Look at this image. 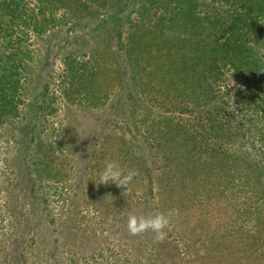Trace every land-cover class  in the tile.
I'll return each mask as SVG.
<instances>
[{
	"label": "trees",
	"instance_id": "16d2710c",
	"mask_svg": "<svg viewBox=\"0 0 264 264\" xmlns=\"http://www.w3.org/2000/svg\"><path fill=\"white\" fill-rule=\"evenodd\" d=\"M60 1L0 0V125L19 118L25 83L40 80L33 66L46 60L34 57L29 32L40 37L58 24L52 8ZM127 1L118 0L107 22L118 43L119 27L127 25V42L121 44L126 85L136 87L158 112L145 111L139 142L103 134L92 147L86 204L110 209L107 218L122 214L133 205L138 185L150 197L156 194L157 201L148 203L151 212L179 209L165 229L166 239L144 245L149 250L144 259L178 264L182 252L192 264H264V0H140L136 20L127 15L122 22L116 15ZM76 57L69 53L62 60L61 90L72 100L67 90L78 88L73 96L90 104L98 68ZM87 64L91 68L83 76ZM81 90L86 96L78 94ZM47 91L43 84L42 98ZM48 107L40 101L35 115L22 116L26 124L18 133L29 144L20 152L21 186L8 176L0 182V264H132L106 228L91 227L92 236L84 237L91 246L81 250L67 244L62 251L57 245L35 251L36 232L27 239L18 233L20 200L42 207L47 226L77 220L72 203L58 215L49 208L46 187L59 195L57 185L48 182L62 168L54 165L53 142L36 133L45 111L54 110ZM108 160L139 171L127 191L96 182ZM99 235L103 239L93 245Z\"/></svg>",
	"mask_w": 264,
	"mask_h": 264
},
{
	"label": "rangeland",
	"instance_id": "374dc122",
	"mask_svg": "<svg viewBox=\"0 0 264 264\" xmlns=\"http://www.w3.org/2000/svg\"><path fill=\"white\" fill-rule=\"evenodd\" d=\"M117 3L118 0H61L59 6L52 8V14L55 15L56 21H59L58 24L55 23L54 26L49 27L40 37L31 35L32 33L29 32V42L34 51V57L36 60H46V65L33 66L34 76L39 74L40 80L33 78L25 83L23 90L25 103L20 107L19 118H11L12 121L9 119L0 125V182L8 176L13 183L21 184L23 176L20 177V175L23 171L20 173L19 169L20 152H24L29 143L25 136L19 135L18 129L23 123V125L26 124L22 116L35 115L36 111L38 112L37 105L42 101L43 106H50L46 110L50 108L54 110L43 113L44 119L42 117L39 119L36 133H39L41 138L53 142V151L55 157L57 156L54 165L61 164L62 168V171L52 172L56 179L48 182L52 186L57 185L59 195H53V187L49 189L46 187L49 208L51 212L58 215L64 211V208L68 209V204L72 203L77 212V220H68L65 223L62 219L53 226H47L42 207L34 203L29 204L27 200H20V204L24 205L22 207L21 204L17 213L20 236L27 239L36 232L37 245L33 246L35 251L38 248H44L45 245H57L62 251L67 244L72 248L76 247V250H81L82 247L91 246L84 241V237L92 236V233H88L91 227L106 228L105 232L113 244L119 242L130 253L132 264H172L171 261L154 263L151 259H144L149 252L144 245L147 244L148 248H151L156 243L153 239L154 234L148 231L142 235L132 236L126 227L127 218L131 214L137 216L154 214L150 211L151 205L148 203L157 201L156 194L153 193L150 197L136 185L133 187L131 208L122 214H113L114 217L108 214V218L104 213H108L110 209L104 212L97 204L93 206L86 204L87 192L89 194L90 191L87 179L91 172L90 162L93 160L90 156L92 147L98 145L103 134H109L112 137L123 135L125 138H133L134 142H139L144 132L141 118L145 111L150 110L153 115L158 112L154 106L145 104L143 94L136 92V87L131 90L130 86L126 85L128 78L122 68V60L126 59L127 54L121 44L127 42V25L119 27L121 43H118L117 36L112 30V23L107 22L109 17H114ZM139 3L140 0H128L123 11L116 16L122 18V22L126 20L127 15L130 16L131 21H135L137 18L135 9ZM103 19L106 22H103ZM131 33L129 32V35ZM69 53L78 56L76 57L78 61L79 58L83 60L85 58L86 63L90 60L91 63L88 64L98 68L89 87V91L93 94L90 104L83 100L80 103L73 96L77 94L78 88L67 90L69 94H73L72 100L67 99L61 90L62 76L65 75L62 60ZM88 64L84 68L86 72L83 76H87L91 68ZM146 66L149 69L148 65ZM43 84H47L48 91L42 98L40 93ZM78 94L86 96L82 90ZM128 94L132 95V98ZM29 104H34L32 106L34 111ZM187 117L188 115L185 118ZM91 164L95 166V163ZM153 187L155 192V184ZM17 194H21V187L18 188ZM70 209L72 208L69 207V211ZM84 229L88 230L85 234ZM102 239L101 235L96 236L93 245L101 242ZM6 248L8 251L5 254H9L10 243L7 242ZM179 257L181 262L178 264H192L189 261L190 257L186 254L183 255L181 252ZM0 258H3V255Z\"/></svg>",
	"mask_w": 264,
	"mask_h": 264
},
{
	"label": "clouds",
	"instance_id": "9594fccd",
	"mask_svg": "<svg viewBox=\"0 0 264 264\" xmlns=\"http://www.w3.org/2000/svg\"><path fill=\"white\" fill-rule=\"evenodd\" d=\"M138 175L139 171L137 169L133 168L125 171L117 161L108 160L96 182L104 185L113 183L117 187L127 191L129 185ZM3 203L4 201L0 200V204ZM177 215H179L178 208H171L166 212H157L148 216L131 214L127 218V231L132 236L142 235L145 232L151 231L154 234V241L163 242L167 237L165 229L169 227L171 218Z\"/></svg>",
	"mask_w": 264,
	"mask_h": 264
}]
</instances>
